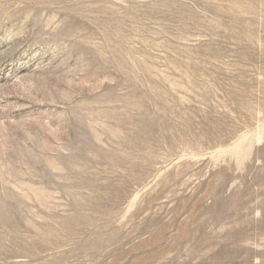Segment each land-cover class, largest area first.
<instances>
[{
	"label": "rangeland",
	"instance_id": "rangeland-1",
	"mask_svg": "<svg viewBox=\"0 0 264 264\" xmlns=\"http://www.w3.org/2000/svg\"><path fill=\"white\" fill-rule=\"evenodd\" d=\"M0 264H264V0H0Z\"/></svg>",
	"mask_w": 264,
	"mask_h": 264
}]
</instances>
